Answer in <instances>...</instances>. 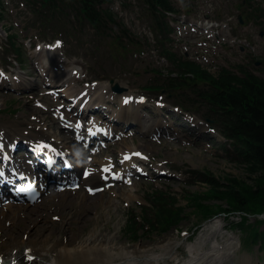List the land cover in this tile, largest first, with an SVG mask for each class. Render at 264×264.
I'll return each instance as SVG.
<instances>
[{"label":"rangeland","instance_id":"rangeland-1","mask_svg":"<svg viewBox=\"0 0 264 264\" xmlns=\"http://www.w3.org/2000/svg\"><path fill=\"white\" fill-rule=\"evenodd\" d=\"M0 1L3 13L2 18H0V41L6 45L10 41L8 35L13 34L15 37L13 39L17 42L15 49L20 48L21 50L20 53H15L14 48H5L0 52V72L5 75L8 79L7 82L10 81L12 85L5 86L6 82L0 80V87L11 91H7L5 94L0 91V120L9 125L8 121L10 119H15V123H18L17 119L21 118L22 111L18 106L28 107V103L31 102L29 99L31 91L25 90L30 89L29 86L25 82L24 89L17 88L14 84V76L22 74L28 78L32 67L31 59H29L31 51L34 49L32 47L36 42L48 41H42V34H45L49 40L54 38L56 34L53 30H47L46 33L41 34L39 30L30 26H34L36 23L30 21L32 15L23 0ZM174 2L180 11V15L176 16L177 21L174 23L173 38L175 41L173 46L179 53L197 60L214 73H217L222 66L231 67L238 63L247 64L254 69L263 65L255 63L261 59L264 60V34L262 35L260 26L256 23H247L245 19H243V22L238 20L243 10L240 0H174ZM104 5L107 7L109 5L117 13L119 21L128 26L134 33L140 47L138 50L147 51L142 55L137 53L134 56L126 48H123L122 42L116 40V38L104 39L95 34L90 26L86 25L82 34L77 33L73 38L63 37L64 41L59 42L60 55L63 59L72 63V67H75L81 73V78H90L83 84L81 83V87L91 83L94 84V80L99 81L105 87L111 84L110 89L117 95H115L117 98L115 101L118 104L108 106L111 111L106 109V113L111 115L113 110L118 111L121 109L119 104L121 93L131 92L133 95H138V100L143 103L140 108L141 119L151 122L154 114L158 113V115H161L163 125H170L164 133H161L160 129L158 130L157 134L164 139L163 142L159 143L150 139V133L140 131V124L138 123H126V125L120 126L112 121L110 117L104 120L101 115L84 113V120H88L84 127L86 130H90L92 126L98 123H109L111 126H118L119 131L123 129L129 142L132 143V140H134L137 145L144 143L148 146L142 149L141 152L143 153L135 157L138 162L137 165H128L127 172L140 169L141 164L145 161L152 160L159 163L157 169L147 170V175L143 178L134 177L128 173L118 177L117 183L125 185L129 192L122 195V199H116L119 207H114V214L116 213L118 217L113 222V230L120 243L126 245L153 246L159 244L162 240H167V242L172 243L170 248L173 251L179 245H182L180 247L182 250L186 244L195 243L201 239L207 229L213 225L211 223L219 221V216H224L219 215L221 210L228 211L231 208L227 202H221L217 200L219 198L214 197L216 192L211 185L197 181L194 170L206 171L223 183L228 182V178L231 177L238 179L245 185H252L254 176L248 173L245 165L234 162L225 155L226 151L219 144L224 141L222 137L214 136L217 139L215 145L209 142L207 135H212V129L200 114H186L181 108L174 107L172 105L174 96L170 95L172 91L162 92L150 88V85L154 84V76L160 73V71H154L153 68L167 73L170 63L161 56L158 49L153 47L151 49L147 45L149 42V44L154 43V33L148 27L147 20L143 16L145 10L141 2L139 0H111L110 4L105 3ZM87 65H89V68H87ZM32 78L33 84L40 82V89H35L40 96L49 92V88L42 87V85L44 86V80L41 76H33ZM74 84H77V81ZM115 84L122 87L123 91L118 92L112 89ZM64 91L68 93L65 89L63 91L59 90L54 96L68 100L62 93ZM8 95L17 97L25 95V98L18 102V99L6 98ZM43 100H38V103L45 107L49 101ZM68 101L72 100L69 99ZM54 113L59 116L58 109ZM60 121L65 122L64 119H60ZM90 122L91 125H89ZM182 122L189 123L194 128V133L184 130L183 125H181ZM67 124L74 125L71 122H67ZM59 129L61 130V127ZM16 130H19L21 134L25 132L29 135V129L26 128V125H21ZM106 133L109 134V130ZM166 133L170 134L169 137H162ZM121 137L122 135L120 138L109 140V142L114 143L119 151L125 148ZM81 138L83 145L80 150L89 153L92 147L87 148L85 144L89 141L91 143L95 141L93 152L103 149L104 153L100 159L111 158V149L105 150L106 144H98L99 140H89L87 131L84 130ZM123 163H128V161L123 160L114 168L120 169ZM94 165L98 166L99 163ZM159 167L162 168L161 171H159ZM156 172H159L161 176L156 175ZM126 179H130V182L125 181ZM53 189L51 187L37 201L33 202L32 206L38 207L41 205L38 213H41L43 207L52 204L49 196ZM100 190L99 188L96 194ZM156 190L167 192L177 198L178 205L184 209L182 222L166 232L162 230L164 226H159L158 229L144 227L142 228L143 233L139 235L140 238L131 240L129 235L125 233L128 217L133 213H140L142 206L147 205L148 193ZM57 192L62 194L60 191ZM200 195L207 197L202 203L208 204V209L199 207L193 202L192 198ZM54 199L57 202L64 201L61 195L56 196ZM175 207L178 209L177 206ZM146 209L148 213L153 214L152 208L146 206ZM9 215L12 216V213H9ZM215 215H217L216 219L214 218ZM231 215L230 218L225 220L226 226L231 229L224 230L226 234L233 235L235 238V257L247 258L246 264H264L261 250L258 252L257 247L251 251L247 250L248 247L243 243V237L245 236L243 231L234 227V224L239 221H245L250 225L258 223L264 218L263 213L259 211L257 214L232 213ZM107 216L109 217L110 214L108 213ZM246 217L248 221L245 220ZM46 222V225L51 224L49 221ZM58 225V223H55L54 228L59 227ZM46 229L44 234L53 230L50 226H47ZM188 236L191 238L187 239ZM0 238H2L1 235ZM0 242H2V239H0Z\"/></svg>","mask_w":264,"mask_h":264},{"label":"bare ground","instance_id":"bare-ground-1","mask_svg":"<svg viewBox=\"0 0 264 264\" xmlns=\"http://www.w3.org/2000/svg\"><path fill=\"white\" fill-rule=\"evenodd\" d=\"M57 47V43L51 44L54 52L49 55H42L39 49L33 50L29 56L32 60L29 74L39 76L35 61L32 59L36 58L42 63V67L47 66V72H40V74L44 76L48 74L49 82H56L55 90H59L60 86H66L69 97L71 96L75 102L71 105L67 103V100L56 98L55 91L51 92V89L40 96L38 91H35L40 89L39 81L32 84L33 78L29 79L22 74L14 76V84L17 88H22L25 82L32 86L29 96L31 102L28 103V107L18 106L22 111L21 118L17 119L18 123H15V119H10L9 126L0 120V179H7L6 176L10 172L3 171L7 167H12L10 176L13 177V175L16 176L15 171L21 168L34 169L35 165L38 169L41 167L46 177H52L51 175H57L60 172L69 173L65 182L78 183V185L74 186L75 189L69 188L70 190L67 189L62 194L52 191L49 196L52 204L43 207L41 213H38L41 205L32 206L31 200L28 203H9L2 206L0 264H246L247 258L235 257V238L233 235L226 234L223 231L224 227H218L206 233L195 243L186 244L182 250L180 249L182 245H179L173 251L170 248L172 243L167 240H162L153 246L120 243L112 226L118 217L116 213L114 214V207H119L116 199H122V195L129 191L125 185L115 183L113 180L114 177L125 172V166L118 170H113V167L122 158L128 160L131 165L136 164L135 156L148 146L144 143L137 145L134 140L131 143L126 137L123 140L125 148L120 151L114 143L106 144L105 150L111 149V158L100 159L104 153L103 149L94 154L95 158H90L88 153L80 151L79 145L82 142L79 140V135L73 129L65 128L58 116L54 114L55 109L57 108L59 114L66 120L65 125L72 121L77 129L83 131L82 112L85 109L99 111L98 102L118 103L114 102L116 99L113 97L116 94L110 89L111 84L105 87L95 80L94 84L90 82L91 84L81 87L84 81L90 78H81V73L72 67V63L63 59ZM0 75L6 82L5 86H12L3 73ZM75 81L77 84H74ZM5 90L0 87L2 94L8 91ZM24 96L8 95L6 98L18 99L19 102L24 100ZM43 99L49 101L45 107L38 103V100ZM141 105L138 95H132L131 92L122 93L120 95L121 109L116 111L118 117L115 115V121L119 119L120 122L121 120L125 122L127 117H131L134 121H141ZM152 124L156 128L155 133L163 126L159 116L153 117ZM21 125H26V128L30 130L28 133L34 140L53 144L55 148L50 146L47 148L54 149L55 153L41 149L32 142H20V138L17 137L21 133L16 129ZM61 125L65 130L59 129ZM103 127L107 125L95 128L94 132ZM109 129L112 130L111 127ZM149 130H151L150 127L143 128L144 133ZM113 137L119 138L118 131H114ZM16 149H28L34 165L24 155L25 153L10 159L7 154L13 155ZM96 162L99 163L97 167L93 166ZM142 165L146 169H152L158 164L151 160L145 161ZM104 181L107 184L104 185ZM108 184L110 185L106 187ZM100 185L102 190L96 194L95 187ZM59 195L63 196L64 201L57 202L54 199ZM9 213H12V216ZM46 221L51 224L46 225ZM55 223H58L59 227L54 228ZM47 226L53 230L44 234Z\"/></svg>","mask_w":264,"mask_h":264},{"label":"trees","instance_id":"trees-1","mask_svg":"<svg viewBox=\"0 0 264 264\" xmlns=\"http://www.w3.org/2000/svg\"><path fill=\"white\" fill-rule=\"evenodd\" d=\"M23 1L42 32L53 30L56 35L73 38L77 33L81 34L88 23L98 36L111 39L116 32L118 38H114L120 39L122 45L131 46L132 51L139 48L132 31L118 21L114 11L101 6L111 0ZM140 2L144 5L143 16L155 33V47L172 65L167 75L158 73L154 77L156 81L152 87L173 89L176 103L211 120L231 145V160L245 165L248 173L254 176V183L245 185L231 177L223 183L205 171H196L198 179L211 185L216 192L214 197L227 202L230 211L246 215L259 211L264 213V76L257 73H264V66L252 70L243 64H235L237 70L222 67L217 73L211 72L196 60L179 54L173 47L171 19L172 14L179 12L174 0ZM241 6L245 17L264 30V1L242 0ZM1 8L0 2V16ZM205 198L200 195L192 199L197 206L208 209L209 205L202 203ZM148 201L154 208L157 222L167 224L165 230L182 222L184 209L178 205L176 197L155 191L149 194ZM140 217L141 220L138 215L128 220L125 229L133 240L139 239L142 228L157 227L155 219L152 221L146 213L142 212ZM245 220L248 221L247 217ZM235 226L249 233L245 239L248 246L259 244L264 247V231L245 221H239Z\"/></svg>","mask_w":264,"mask_h":264},{"label":"water","instance_id":"water-1","mask_svg":"<svg viewBox=\"0 0 264 264\" xmlns=\"http://www.w3.org/2000/svg\"><path fill=\"white\" fill-rule=\"evenodd\" d=\"M114 89L117 90V91H121L122 90L118 85L114 86Z\"/></svg>","mask_w":264,"mask_h":264}]
</instances>
